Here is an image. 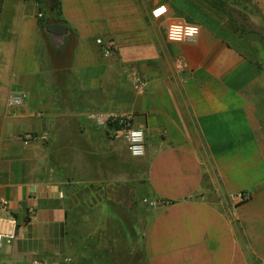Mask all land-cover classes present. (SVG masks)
Listing matches in <instances>:
<instances>
[{"label":"crops","instance_id":"crops-1","mask_svg":"<svg viewBox=\"0 0 264 264\" xmlns=\"http://www.w3.org/2000/svg\"><path fill=\"white\" fill-rule=\"evenodd\" d=\"M174 20L199 25V38L169 42ZM110 113H131L150 135L148 264L264 262V0H2L12 258L102 264L73 229L57 154L94 148L108 134L96 118Z\"/></svg>","mask_w":264,"mask_h":264},{"label":"rangeland","instance_id":"rangeland-1","mask_svg":"<svg viewBox=\"0 0 264 264\" xmlns=\"http://www.w3.org/2000/svg\"><path fill=\"white\" fill-rule=\"evenodd\" d=\"M144 133L141 156L132 155L123 136L111 133L99 134L92 149L80 145L78 151L64 149L57 154L76 211L73 218L79 223L73 229L102 264H148L144 236L157 202L147 182L150 135ZM76 159L83 163L76 165Z\"/></svg>","mask_w":264,"mask_h":264},{"label":"built area","instance_id":"built-area-1","mask_svg":"<svg viewBox=\"0 0 264 264\" xmlns=\"http://www.w3.org/2000/svg\"><path fill=\"white\" fill-rule=\"evenodd\" d=\"M200 35V26L183 20H174L166 27V38L172 43H187L196 41ZM103 44L102 41L98 40ZM111 51L109 48L108 51ZM21 103V97L12 95L10 104ZM97 123L103 126L107 133L116 137L123 136L128 143L129 150L134 156H141L145 152V131L134 123L131 113H110L104 117H97ZM114 125V127L111 126ZM245 195V198H250ZM19 228L18 218L9 200L0 199V264H51L45 257H32L23 260L12 258L14 241Z\"/></svg>","mask_w":264,"mask_h":264},{"label":"trees","instance_id":"trees-1","mask_svg":"<svg viewBox=\"0 0 264 264\" xmlns=\"http://www.w3.org/2000/svg\"><path fill=\"white\" fill-rule=\"evenodd\" d=\"M1 2L2 0H0V10H1ZM211 5H213L214 7H218V4L214 1H211ZM112 127H114V125L111 124Z\"/></svg>","mask_w":264,"mask_h":264},{"label":"water","instance_id":"water-1","mask_svg":"<svg viewBox=\"0 0 264 264\" xmlns=\"http://www.w3.org/2000/svg\"><path fill=\"white\" fill-rule=\"evenodd\" d=\"M52 28H58L57 25H53Z\"/></svg>","mask_w":264,"mask_h":264}]
</instances>
